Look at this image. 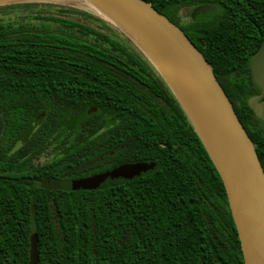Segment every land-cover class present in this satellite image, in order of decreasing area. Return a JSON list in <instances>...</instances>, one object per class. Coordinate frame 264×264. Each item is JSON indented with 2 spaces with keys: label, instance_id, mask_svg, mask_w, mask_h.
<instances>
[{
  "label": "trees",
  "instance_id": "1",
  "mask_svg": "<svg viewBox=\"0 0 264 264\" xmlns=\"http://www.w3.org/2000/svg\"><path fill=\"white\" fill-rule=\"evenodd\" d=\"M144 1L211 66L264 171V127L247 104L260 93L250 59L264 0ZM208 5L221 11L196 22ZM128 163L152 169L102 190L68 186ZM32 232L38 264H244L188 119L137 48L74 3L0 6V264H28Z\"/></svg>",
  "mask_w": 264,
  "mask_h": 264
},
{
  "label": "water",
  "instance_id": "2",
  "mask_svg": "<svg viewBox=\"0 0 264 264\" xmlns=\"http://www.w3.org/2000/svg\"><path fill=\"white\" fill-rule=\"evenodd\" d=\"M50 3L84 6L121 32L150 60L180 104L198 136L227 196L244 264H264V171L255 147L211 66L186 34L144 0H0V6ZM221 9L208 5L194 15L208 20ZM258 96L247 104L264 127V40L250 59ZM150 164H124L69 183L71 190H102L143 177ZM38 240L29 239V262L38 264Z\"/></svg>",
  "mask_w": 264,
  "mask_h": 264
},
{
  "label": "rangeland",
  "instance_id": "3",
  "mask_svg": "<svg viewBox=\"0 0 264 264\" xmlns=\"http://www.w3.org/2000/svg\"><path fill=\"white\" fill-rule=\"evenodd\" d=\"M183 15L189 17L190 16V11H184L182 13ZM111 34L116 37V39H118L121 43L125 44L127 47H130L129 44L124 40L123 36L119 35L118 33H113L111 32ZM138 50V49H137ZM139 51V50H138ZM140 52V51H139ZM141 53V52H140ZM142 54V53H141ZM143 55V54H142ZM144 56V55H143ZM144 58L146 59V61L148 62V65L153 68L155 70V72L157 73V76L160 78V80L162 81V83L164 84V87L168 89V91L170 92V94L172 95V97L174 98V100L176 101V103L178 104V106L180 107L181 111L183 112L180 104L178 103V101L176 100L175 96L173 95V93L171 92V90L169 89V87L167 86V84L164 82V80L162 79V77L160 76V74L158 73V71L155 69V67L153 66L152 62L150 60H148L145 56ZM184 113V112H183ZM185 115V114H184ZM50 158V157H46V160ZM45 160V159H43Z\"/></svg>",
  "mask_w": 264,
  "mask_h": 264
},
{
  "label": "flooded vegetation",
  "instance_id": "4",
  "mask_svg": "<svg viewBox=\"0 0 264 264\" xmlns=\"http://www.w3.org/2000/svg\"><path fill=\"white\" fill-rule=\"evenodd\" d=\"M89 113L92 114L93 111L91 110ZM128 164H133V163H128ZM118 167H119V166H118ZM116 168H117V167H116ZM113 169H115V168H113ZM113 169H111V170H113ZM111 170H108V171H111ZM108 171H106V172H108ZM103 173H105V172H103ZM101 174H102V173H101Z\"/></svg>",
  "mask_w": 264,
  "mask_h": 264
}]
</instances>
